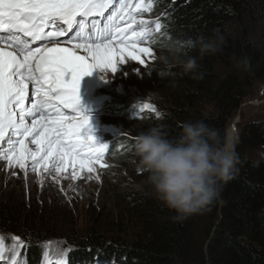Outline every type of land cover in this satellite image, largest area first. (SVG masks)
<instances>
[{
  "label": "trees",
  "instance_id": "obj_1",
  "mask_svg": "<svg viewBox=\"0 0 264 264\" xmlns=\"http://www.w3.org/2000/svg\"><path fill=\"white\" fill-rule=\"evenodd\" d=\"M152 3V10L143 14L162 24L153 39L165 51L170 44L201 36L219 37L221 43L215 54L200 57L198 47L190 52L198 57L197 78L163 63L155 68L164 90L159 89L150 99L161 116L145 112L140 115L142 120L133 124V134L108 138L107 155L112 158L127 152L137 162L135 138L151 127H160L169 136H176L183 122L201 120L225 135L230 120L250 94L251 83L264 77V51L251 40L256 26L264 30V0ZM233 24L236 30L229 31ZM241 57H247V67L236 66ZM102 106L107 111L122 109L128 114L135 103L125 100ZM235 150L239 172L221 186L219 199L208 210L177 222L174 213L155 197L151 188L124 191L126 212L136 228L130 239L126 241L120 233L106 237L92 230L83 237L71 231L62 244V248L73 249L69 261L96 258L105 264H264V122L250 120L238 124ZM132 171L138 179L145 180L147 173L138 162ZM5 201L7 197L0 198V227L7 230L18 223L24 225V264H39L43 250L48 248L40 244L48 235L40 230L47 220L46 212H31L23 205L13 206ZM36 224L34 231L28 230V225Z\"/></svg>",
  "mask_w": 264,
  "mask_h": 264
},
{
  "label": "snow or ice",
  "instance_id": "obj_2",
  "mask_svg": "<svg viewBox=\"0 0 264 264\" xmlns=\"http://www.w3.org/2000/svg\"><path fill=\"white\" fill-rule=\"evenodd\" d=\"M152 7V0H0V161L7 169L26 180L31 172L42 186L45 178L100 182L109 145L90 132L80 81L94 69L115 73L129 59L149 67L156 57L144 45L155 43L162 24L137 15ZM138 107L161 116L151 104ZM10 239L0 235V264H24L25 241ZM66 255L58 250L55 264H67Z\"/></svg>",
  "mask_w": 264,
  "mask_h": 264
},
{
  "label": "rangeland",
  "instance_id": "obj_3",
  "mask_svg": "<svg viewBox=\"0 0 264 264\" xmlns=\"http://www.w3.org/2000/svg\"><path fill=\"white\" fill-rule=\"evenodd\" d=\"M137 2L139 0H133L134 4ZM137 19L154 20L143 13L137 15ZM235 27L233 24L228 30L234 31ZM251 40L264 51V30L260 26H256L253 30ZM144 46H150L156 57L155 60L148 61V68L129 59L126 63L119 64L115 73L94 69L90 75L84 76L80 81V107L84 115L89 117L90 132L100 144H107L106 139L108 138L116 139L133 134V124L135 122L138 124L142 120L140 115L152 112L147 108L141 111L138 105L141 103L152 105L150 98L159 89L164 90L162 82L155 76L157 74L155 68L162 64L159 56L166 51L159 46L156 40L155 43ZM219 73L222 71L219 70ZM125 100L135 103V107L128 114H125L122 109L117 112V109L107 111L106 106L99 107ZM250 120L264 122V77L251 83L250 94L243 100L230 120L226 134L229 127L234 124L236 132L231 138L233 137L235 142L238 124ZM119 157L120 159H117ZM119 157L112 158L106 155V163L109 166L104 169H100L98 166L100 182L94 178L77 181L66 179L61 180V183L57 185L51 178H45L43 186L38 182V177L35 174L30 172L26 180L23 172L18 169H7L6 162L0 161V198L7 197L8 201H5L9 202L7 204L23 205L31 212L36 209L46 212L48 221H43L40 230L48 235L45 240H41L40 244L48 247L46 251L48 257H45L46 252L43 250V259L41 257L39 264H47L48 259L55 264L58 259V250L67 252L64 257L67 264H105L104 260L102 262L96 258L90 261L82 260L71 263L68 256L73 252L72 247L64 246L62 248L64 238L71 231L83 237L92 230L98 231L106 237H109L110 234L120 233L119 235L125 237L126 241L130 239V235L136 228L126 212L124 191L134 188L149 189L150 187L133 173L132 169L137 165V162L131 154L125 152ZM13 172L16 175H12ZM68 175L70 176V172ZM69 185L72 187L69 188ZM61 188L64 191H61ZM21 225L18 223L17 226H10L7 230L0 227V235H4L8 243H11V236L21 237L23 234L25 228L23 229L24 225ZM37 226L36 224L27 227L28 230L34 231Z\"/></svg>",
  "mask_w": 264,
  "mask_h": 264
},
{
  "label": "clouds",
  "instance_id": "obj_4",
  "mask_svg": "<svg viewBox=\"0 0 264 264\" xmlns=\"http://www.w3.org/2000/svg\"><path fill=\"white\" fill-rule=\"evenodd\" d=\"M220 43L219 37L188 38L168 45L159 60L197 78L198 57L190 52L198 47L200 57L215 54ZM247 65V57L236 61L238 68ZM134 150L138 165L147 173L143 183L177 222L208 210L219 199L221 186L239 172L234 140L201 120L183 122L176 136L160 127L142 131Z\"/></svg>",
  "mask_w": 264,
  "mask_h": 264
},
{
  "label": "bare ground",
  "instance_id": "obj_5",
  "mask_svg": "<svg viewBox=\"0 0 264 264\" xmlns=\"http://www.w3.org/2000/svg\"><path fill=\"white\" fill-rule=\"evenodd\" d=\"M235 132H236V126L234 124H232L229 127L227 134L231 138V136H234ZM232 139H233V137H232Z\"/></svg>",
  "mask_w": 264,
  "mask_h": 264
}]
</instances>
